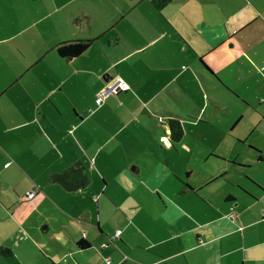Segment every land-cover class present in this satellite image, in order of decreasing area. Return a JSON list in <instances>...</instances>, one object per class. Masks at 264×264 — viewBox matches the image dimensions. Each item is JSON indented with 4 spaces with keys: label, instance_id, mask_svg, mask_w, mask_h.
<instances>
[{
    "label": "crops",
    "instance_id": "1",
    "mask_svg": "<svg viewBox=\"0 0 264 264\" xmlns=\"http://www.w3.org/2000/svg\"><path fill=\"white\" fill-rule=\"evenodd\" d=\"M154 1L0 0V264H264V11Z\"/></svg>",
    "mask_w": 264,
    "mask_h": 264
},
{
    "label": "trees",
    "instance_id": "2",
    "mask_svg": "<svg viewBox=\"0 0 264 264\" xmlns=\"http://www.w3.org/2000/svg\"><path fill=\"white\" fill-rule=\"evenodd\" d=\"M173 1L174 0H155L153 4L157 9L162 10L165 7H167L169 4H171ZM90 47H91V43L87 42V41H81V42H77V43H68V44H64V45L59 46L57 48V53L62 58H77V57H80L83 54H85L89 50ZM97 98H98V96H97ZM96 101H97V99H96ZM98 108H101V107H98ZM171 131H172L173 139L175 141H181L182 138L184 137L183 128L179 123L172 122L171 123ZM254 151H257L258 152L257 157L262 159L261 153L258 150H254ZM85 246L86 245H84L83 247H85ZM11 254H12V252L8 249H0V255L8 257Z\"/></svg>",
    "mask_w": 264,
    "mask_h": 264
},
{
    "label": "rangeland",
    "instance_id": "3",
    "mask_svg": "<svg viewBox=\"0 0 264 264\" xmlns=\"http://www.w3.org/2000/svg\"><path fill=\"white\" fill-rule=\"evenodd\" d=\"M239 1L240 0L236 1V4H235L236 8H238ZM248 1H254L255 5H257L261 11H264V0H248ZM253 26L264 29V13L261 16L260 22L259 23L257 22ZM250 27H252V26H250ZM251 30H253V29H251ZM250 32L251 31H244V33H243L241 43L246 47V49H243L241 51V53H243V54L248 53L249 55H251L254 58V60L262 61V63H264V50L260 49V48H258L256 50H252V48H251L252 45H250L251 44V41H250V36H251L250 34L251 33ZM249 49H251V50H249ZM243 111H245L247 113L248 119H249V116H251L252 114H256L257 116H259V113L257 112L258 110H243ZM259 117H261V116H259ZM249 121L251 123V120H249ZM240 146L246 152H249L248 148H246V146H244V145H240Z\"/></svg>",
    "mask_w": 264,
    "mask_h": 264
},
{
    "label": "built area",
    "instance_id": "4",
    "mask_svg": "<svg viewBox=\"0 0 264 264\" xmlns=\"http://www.w3.org/2000/svg\"><path fill=\"white\" fill-rule=\"evenodd\" d=\"M130 87L129 85L123 80V79H115L110 81L105 88L101 91V93L98 95L96 104L98 107H102L112 96L118 95L122 92L129 91ZM37 195V192H31L28 194V198L30 200L34 199ZM123 234V231L117 232L116 236L111 239V243H114L115 239H119L121 235ZM109 245H105L104 248H108ZM106 264H112L110 259L105 260Z\"/></svg>",
    "mask_w": 264,
    "mask_h": 264
}]
</instances>
